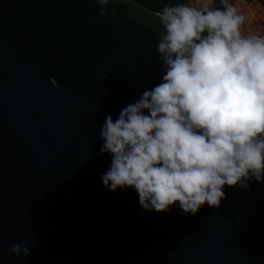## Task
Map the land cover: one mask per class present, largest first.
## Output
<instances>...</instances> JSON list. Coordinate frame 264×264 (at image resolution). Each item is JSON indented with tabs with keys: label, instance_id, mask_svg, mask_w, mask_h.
Listing matches in <instances>:
<instances>
[{
	"label": "water",
	"instance_id": "obj_1",
	"mask_svg": "<svg viewBox=\"0 0 264 264\" xmlns=\"http://www.w3.org/2000/svg\"><path fill=\"white\" fill-rule=\"evenodd\" d=\"M100 11L0 0V264H264V182L195 215L104 186L101 127L160 82L163 27L133 0ZM25 240L30 255L9 252Z\"/></svg>",
	"mask_w": 264,
	"mask_h": 264
},
{
	"label": "clouds",
	"instance_id": "obj_2",
	"mask_svg": "<svg viewBox=\"0 0 264 264\" xmlns=\"http://www.w3.org/2000/svg\"><path fill=\"white\" fill-rule=\"evenodd\" d=\"M107 17L112 0H97ZM180 0L157 13L159 83L107 115L101 179L111 191L134 188L145 210L170 212L179 202L195 215L219 207L225 185L264 182V34L229 0ZM107 91V89H106ZM28 241L9 252L30 255Z\"/></svg>",
	"mask_w": 264,
	"mask_h": 264
},
{
	"label": "rangeland",
	"instance_id": "obj_3",
	"mask_svg": "<svg viewBox=\"0 0 264 264\" xmlns=\"http://www.w3.org/2000/svg\"><path fill=\"white\" fill-rule=\"evenodd\" d=\"M229 2L238 8L240 5L239 10L248 17V20H246L242 25V30L245 33L256 32L258 34H264V7L259 1L240 3L239 0H229ZM244 6L249 7L250 10L248 12H244L242 9ZM251 8L255 10L252 11Z\"/></svg>",
	"mask_w": 264,
	"mask_h": 264
},
{
	"label": "trees",
	"instance_id": "obj_4",
	"mask_svg": "<svg viewBox=\"0 0 264 264\" xmlns=\"http://www.w3.org/2000/svg\"><path fill=\"white\" fill-rule=\"evenodd\" d=\"M136 1L140 4H142L143 6H145L146 8H148L149 10L158 13L159 11H161L165 6H170V5H174L178 2H180V0H133ZM245 2L251 3L253 1H259L262 6L264 7V0H244ZM216 6H222L220 4V0H216ZM252 11H254L255 9L251 8Z\"/></svg>",
	"mask_w": 264,
	"mask_h": 264
},
{
	"label": "bare ground",
	"instance_id": "obj_5",
	"mask_svg": "<svg viewBox=\"0 0 264 264\" xmlns=\"http://www.w3.org/2000/svg\"><path fill=\"white\" fill-rule=\"evenodd\" d=\"M240 1V3H243V2H245L244 0H239ZM247 4V3H246ZM239 8H240V5H239ZM242 9L244 10V12H248L250 9H249V7H242Z\"/></svg>",
	"mask_w": 264,
	"mask_h": 264
},
{
	"label": "crops",
	"instance_id": "obj_6",
	"mask_svg": "<svg viewBox=\"0 0 264 264\" xmlns=\"http://www.w3.org/2000/svg\"><path fill=\"white\" fill-rule=\"evenodd\" d=\"M252 10V9H251Z\"/></svg>",
	"mask_w": 264,
	"mask_h": 264
}]
</instances>
